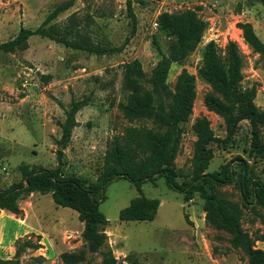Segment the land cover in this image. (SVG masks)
Here are the masks:
<instances>
[{
	"label": "rangeland",
	"instance_id": "1",
	"mask_svg": "<svg viewBox=\"0 0 264 264\" xmlns=\"http://www.w3.org/2000/svg\"><path fill=\"white\" fill-rule=\"evenodd\" d=\"M69 0H0V43L16 37L21 27L35 30L60 4ZM264 0H75L74 5L52 22L72 43L87 40L94 46L119 48L120 53L96 55L34 36L25 50L0 52V192L25 184L22 164L31 169L56 170L59 150L60 174L97 185L104 172L107 154L129 128L163 136L167 126L156 115L132 111L137 100L158 101L144 80L142 89L127 86L125 65L139 61L147 77L157 63L168 56L178 42L175 28L196 26L197 40L186 57L171 65L166 86L170 93L167 107L175 105L183 76L193 80L195 97L188 120L180 124L181 138L172 169L183 185L193 178V157L198 142L196 127L205 124L220 140L228 136L232 111L223 91L203 78L205 50H215L223 67L231 63V48L240 58L238 88L252 96L260 113L258 146L252 148L253 127L242 120L232 137L209 145L213 159L207 173L222 165L245 160L249 165L248 188L264 182V55L245 40L242 24L252 25L264 43ZM136 17L134 22L129 8ZM88 105L76 115L71 140L61 143L66 111L73 101ZM140 162V161H139ZM236 163V162H235ZM235 168H237L235 164ZM206 190L223 198L240 212L241 227L256 239L264 232V207L245 203L236 178L231 184ZM143 194L161 202L152 222H122L120 211L139 196L128 179L109 183L101 212L109 220L108 239L98 252H91L84 238V223L76 211L57 206L51 194L34 193L18 202L22 214L0 209L5 233L0 231V259L15 260L23 242L40 240L42 248H23L18 264H107L112 252L117 264H249L243 250L233 248L231 235L206 221L205 201L199 193L186 201L170 189L164 178L141 187ZM255 206L257 213L252 211ZM28 222L36 231L15 232ZM14 233V234H13ZM256 246L264 250V243Z\"/></svg>",
	"mask_w": 264,
	"mask_h": 264
},
{
	"label": "trees",
	"instance_id": "2",
	"mask_svg": "<svg viewBox=\"0 0 264 264\" xmlns=\"http://www.w3.org/2000/svg\"><path fill=\"white\" fill-rule=\"evenodd\" d=\"M75 0H69L57 6L44 20L40 27L35 30L21 27L19 33L13 39L0 43V52L16 53L27 49L29 40L38 36L56 43L66 45L75 49L84 50L91 54L107 55L120 53L123 46L119 48H107L105 46H94L87 40L80 43L70 42L66 36L52 24L59 15L69 10ZM264 6V2H263ZM131 18L136 24V17L129 8ZM187 28L182 26L175 28L174 33L178 36V42L171 47L168 56H164L153 69L148 78L139 61H133L125 65L127 86L130 90L142 89L141 83L146 80L150 84L151 94L158 101L154 107L148 100H137L133 103L132 111L142 112L149 115H156L167 126V132L163 136H155L150 131L129 128L125 136L116 140L107 154V162L100 181L95 186L86 187V181L63 176L61 171L63 154L59 150V167L50 171L46 169H31L28 165L22 164L20 171L25 184H17L12 188L0 192V209H6L12 214L19 216L22 210L18 202L34 193L42 195L51 194L57 206L70 208L79 215V220L84 223V238L88 242L91 252L98 250L105 245L108 236L106 228L110 222L100 210V204L106 199L105 190L109 183L125 178L138 188L139 196L134 198L130 204L120 211L119 218L122 222H152L155 220L161 202L158 199L147 198L142 192V185L147 182L155 183L157 179L164 178L170 189L184 195L186 201L193 199L199 193L205 201L207 212L206 221L219 229L228 231L231 235L230 243L233 248L244 251L249 259V264H264V250L256 246L258 241L264 243V232L256 239H253L242 230L240 212L227 205L223 198L210 194L205 185L208 183L215 186L231 184L238 179L239 188L243 201L259 208L264 207V182H256L253 189L248 188L249 165L243 159L229 162L221 166V169L214 173H207L213 154L209 145L213 142H225L232 137L238 124L242 120H250L253 127L252 148L259 151L258 146V123L260 113L252 103V96L248 92H242L238 88L240 80V58L234 47L231 48V63L226 70L211 47L205 50V66L201 70L204 79L220 88L227 101L231 104L232 111L228 122V136L220 140L203 123L196 127L198 142L193 157V178L183 185L177 181V176L172 165L175 158L176 147L180 143V124L188 120L195 97L193 80L189 76H183L180 85V93L175 105L167 107L169 91L166 86V77L171 65L183 60L188 51L196 45V26L193 20H189ZM243 35L246 42L259 54L264 55V43L256 35L251 24H242ZM88 105L86 100L73 101L70 109L66 111L64 123L59 124L62 129L61 143L67 144L72 137V131L76 127V115ZM140 161V162H139ZM235 164L237 168H235ZM252 211L257 213L256 207ZM32 244L29 241L17 250L15 260L4 261L0 264H18V258L24 251L23 248L39 250L42 248L39 243ZM107 264H117L112 252H107Z\"/></svg>",
	"mask_w": 264,
	"mask_h": 264
},
{
	"label": "crops",
	"instance_id": "3",
	"mask_svg": "<svg viewBox=\"0 0 264 264\" xmlns=\"http://www.w3.org/2000/svg\"><path fill=\"white\" fill-rule=\"evenodd\" d=\"M20 222L24 223V225L22 224H19L17 225V228L15 229L16 231L15 232H21V231H24L25 233L24 234H27V233H30L31 232H34L36 231V227L32 226L29 222H28V216H26V218L24 220L22 219H19ZM5 221L4 220H0V231L2 233H5ZM14 234V233H13Z\"/></svg>",
	"mask_w": 264,
	"mask_h": 264
}]
</instances>
